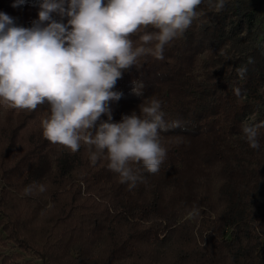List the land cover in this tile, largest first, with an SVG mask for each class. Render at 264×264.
<instances>
[{
    "label": "trees",
    "instance_id": "obj_1",
    "mask_svg": "<svg viewBox=\"0 0 264 264\" xmlns=\"http://www.w3.org/2000/svg\"><path fill=\"white\" fill-rule=\"evenodd\" d=\"M12 4L1 264H264V0Z\"/></svg>",
    "mask_w": 264,
    "mask_h": 264
},
{
    "label": "rangeland",
    "instance_id": "obj_2",
    "mask_svg": "<svg viewBox=\"0 0 264 264\" xmlns=\"http://www.w3.org/2000/svg\"><path fill=\"white\" fill-rule=\"evenodd\" d=\"M45 13L41 9H34L29 6L18 7L12 4V0H0V22L7 19H17L19 21L25 20H36L40 23H44ZM0 104L5 109L7 103L5 100L1 101ZM1 110V109H0ZM4 111H2L3 113ZM2 260L0 258V264Z\"/></svg>",
    "mask_w": 264,
    "mask_h": 264
}]
</instances>
